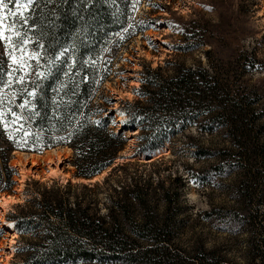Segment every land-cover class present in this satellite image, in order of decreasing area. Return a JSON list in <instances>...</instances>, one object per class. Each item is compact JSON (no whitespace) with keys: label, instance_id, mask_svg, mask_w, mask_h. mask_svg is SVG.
I'll list each match as a JSON object with an SVG mask.
<instances>
[{"label":"rangeland","instance_id":"374dc122","mask_svg":"<svg viewBox=\"0 0 264 264\" xmlns=\"http://www.w3.org/2000/svg\"><path fill=\"white\" fill-rule=\"evenodd\" d=\"M46 2L37 0L25 11L27 25L17 21L14 30H9V26L15 18L8 13L15 11L16 6L9 4L4 10V32L12 36V41L9 44L0 40V113L3 114L0 139L21 146L28 145L27 137L32 134L24 109L32 110L31 103L26 94H21L23 103L16 102L22 83L40 73L46 74L51 68L47 67L49 64H63L69 74L73 67L69 55L72 46L68 42L60 45L55 55L39 58L35 22ZM119 17L114 29L95 34L88 45L92 52L82 62L97 72L96 84L100 74H107L96 93V102L107 100L100 116L107 113L106 109H115L109 124L116 130L124 128L127 142L117 155L124 158L116 157L102 170H107L106 174L97 180H68L73 184L71 190L93 195L100 211L105 213L110 199L107 186L119 188L121 183L117 178L124 171L131 174L141 171L149 177L153 188L150 213L157 221L168 218L170 244L182 262L195 257L217 264H264V0H122ZM15 30L21 32L23 39L13 35ZM23 40L28 43L24 44ZM207 50L210 59L204 54ZM61 52L64 55L56 60ZM13 57L18 61L15 64ZM167 60L185 67H208L211 63L222 76L232 77L233 88L244 105L255 111L253 133L247 141L236 145L224 129L208 134L190 125L174 136L163 138L155 148L141 150L138 133L127 122L124 103L137 99L135 90L141 84L144 68L164 67ZM26 101V107H21ZM44 135L40 132V137ZM56 147L61 152V162L53 156V163L47 164L39 161L31 165L29 159L13 154V150L10 152L13 184L9 190H0V195H10L16 202H7L4 210L0 207V217L7 219L17 212L18 204L44 186L68 183L59 176L39 179L49 166L76 176L72 149L61 150L66 145L52 148ZM208 150L211 155L204 156ZM120 164L125 165V170L109 175ZM217 164L224 167L221 173L212 170ZM21 169L28 172L20 189ZM95 183L99 184L96 194L82 190V185L93 187ZM18 243L14 221L9 227L0 225V264L22 263L23 256L16 254Z\"/></svg>","mask_w":264,"mask_h":264},{"label":"trees","instance_id":"16d2710c","mask_svg":"<svg viewBox=\"0 0 264 264\" xmlns=\"http://www.w3.org/2000/svg\"><path fill=\"white\" fill-rule=\"evenodd\" d=\"M121 9L122 0H47L35 22L39 58L55 55L57 48L68 42L73 67L69 74L63 64H49L46 74L22 83L16 102L23 103L21 94H26L31 103L32 110L24 109L32 134L27 137V146L0 139V190H9L13 184L14 169L9 165L12 150L40 154L66 145L73 151L75 175L80 176L75 177L83 178L102 173L125 147L124 128L116 130L109 124L115 109H106L100 116L107 100L96 102L106 72L96 84L97 72L82 62L92 52L88 45L95 34L114 29L120 22ZM204 54L210 59V51ZM33 91L36 95H28ZM135 94L137 99L124 105L141 150L155 148L163 138L190 125L208 134L224 129L236 145L253 133L255 111L244 105L232 77L222 76L211 63L208 67H185L167 60L164 67L147 66ZM209 155L208 150L204 156ZM125 168L117 165L109 175ZM223 168L221 164L212 166L216 173ZM117 181L119 188L107 186L110 199L105 213L93 195L73 192L69 181L63 186H44L18 204V211L7 219L14 221L19 234L16 254L23 256L21 264H217L195 257L181 261L170 244L168 218L158 222L150 213L153 188L148 176L141 171H124ZM81 187L96 194L99 184Z\"/></svg>","mask_w":264,"mask_h":264},{"label":"bare ground","instance_id":"6f19581e","mask_svg":"<svg viewBox=\"0 0 264 264\" xmlns=\"http://www.w3.org/2000/svg\"><path fill=\"white\" fill-rule=\"evenodd\" d=\"M61 150H64L65 152L71 151V149L68 147L61 148ZM60 153L61 152L59 151V148H53V149L47 150L43 154L24 153V152H19V151L13 152V154H18L19 157L23 156L24 160L29 159L31 165L39 164L38 163L39 161L45 162L46 164L47 163H53V156L55 157V160L57 161L60 159ZM13 162H16V161L13 160ZM58 162H61V160H59ZM27 172L28 171H25V169L20 170V177H19L20 178L19 179V188L20 189L22 188L23 181L27 176ZM106 172H107V170H104L102 173L96 175L95 177H92L91 179H83V178H76L74 175H72L69 172L61 173V171L57 170V168L49 166V168L47 169V172L45 174L41 175L42 177L39 178V175H33V174L32 175L36 179L37 178L45 179V178H48L51 176H59L62 178V180L64 182H66L68 180H71L74 182H76V181L87 182L89 180L94 181V180H97L98 178H101L104 174H106ZM7 196L8 197L0 195V203H1L0 207L3 208V210L6 208L7 202H16L15 200H13L12 197H10V195H7ZM0 222H1L0 225L2 227H5V226L9 227V224L12 223V221H8L6 218H3L2 216L0 217Z\"/></svg>","mask_w":264,"mask_h":264},{"label":"snow or ice","instance_id":"6c2138e0","mask_svg":"<svg viewBox=\"0 0 264 264\" xmlns=\"http://www.w3.org/2000/svg\"><path fill=\"white\" fill-rule=\"evenodd\" d=\"M37 3V0H0V40L9 42V44L12 41V36H6L5 32H4V20H5V14H4V10L8 8L9 4H14L16 6V10L15 11H11L8 13L9 16L14 17L15 20L13 21V23L9 26V30H14L16 29V22H22V26L23 25H27L28 22V17L25 15V11L34 6ZM21 9H23L24 11H21ZM13 35L16 37H20L21 39H23V37L21 36V32L19 30H15L13 32ZM24 44H27L28 41L27 40H23ZM64 52H61L59 56L56 57V60L60 59V56H63ZM18 61L16 60L15 57H13V63H17ZM22 63L26 64V61H22ZM54 63V61H53ZM11 75V73L9 74ZM39 75L43 76L44 73H40ZM23 77L20 78L21 82L23 81ZM7 86V85H6ZM28 95H36V93L30 92L28 93ZM27 101L25 102V104H22L21 107H26L27 105ZM13 115H15V113H13ZM0 119H3V114L0 113ZM27 135V134H26Z\"/></svg>","mask_w":264,"mask_h":264},{"label":"water","instance_id":"95a60500","mask_svg":"<svg viewBox=\"0 0 264 264\" xmlns=\"http://www.w3.org/2000/svg\"><path fill=\"white\" fill-rule=\"evenodd\" d=\"M118 159H120V158H124V156H122V157H117ZM116 158V159H117ZM150 158V157H149ZM96 175V174H95ZM95 175H93V176H95ZM93 176H90V177H83V178H87V179H89V178H92Z\"/></svg>","mask_w":264,"mask_h":264}]
</instances>
